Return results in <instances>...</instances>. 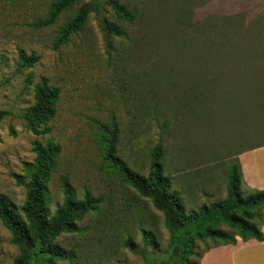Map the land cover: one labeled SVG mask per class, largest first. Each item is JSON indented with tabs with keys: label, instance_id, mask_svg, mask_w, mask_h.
Instances as JSON below:
<instances>
[{
	"label": "rangeland",
	"instance_id": "1",
	"mask_svg": "<svg viewBox=\"0 0 264 264\" xmlns=\"http://www.w3.org/2000/svg\"><path fill=\"white\" fill-rule=\"evenodd\" d=\"M55 1L0 0V110L10 112L0 123V193L19 211L26 187L15 176L28 180L34 141L57 143L50 216L63 203V178L79 199L103 200L75 233L57 239L69 255L57 264H200L224 243L195 239L189 261L175 257L165 214L105 160L103 129L115 120L118 154L143 176L162 146L165 176L187 215L224 200L239 155L264 146V0H118L130 19L115 16L107 4L113 0H78L54 25L36 28ZM87 3L95 11L83 29L56 47ZM107 23L122 33L108 34ZM21 50L39 61L22 67ZM43 79L61 94L51 132L35 136L23 116ZM263 191L241 186L245 196ZM218 229L237 235L226 224ZM19 255L0 220V264ZM45 258L36 252L30 264Z\"/></svg>",
	"mask_w": 264,
	"mask_h": 264
},
{
	"label": "trees",
	"instance_id": "2",
	"mask_svg": "<svg viewBox=\"0 0 264 264\" xmlns=\"http://www.w3.org/2000/svg\"><path fill=\"white\" fill-rule=\"evenodd\" d=\"M77 1H55L47 17L36 22L34 26L44 28L54 25L59 16ZM107 4L117 18H132L130 10L118 0L109 1ZM93 11L95 9L92 4L82 5L75 17L61 29L55 42L56 47L67 44L73 35L80 32ZM104 30L112 35H120L123 31L116 23H107ZM39 59L37 55L27 56L24 51H20L22 67L31 68ZM60 94L61 90L51 85L48 79H43L36 86L35 103L23 116L26 128L33 135L41 136L51 132L49 124L56 117ZM9 115L10 112L0 110V123ZM103 130L109 136L105 160L118 171L123 183L134 188L142 197L150 199L165 214L175 257L183 262L189 261L195 239L209 238L224 243L221 245L236 244V237L243 241H264V234L257 223L258 218L261 219L260 212L264 209V191L246 196L241 193L242 174L238 163L231 167L228 174L225 199L210 206L204 205L198 211L187 215L180 195L172 191L171 179L165 176L162 146L157 145L154 149L148 175L143 176L136 173L118 154L119 131L115 120ZM61 150L57 143L49 141L43 144L39 140L34 141L35 158L31 163H25L28 180L24 181L22 177L15 176L26 187L25 201L19 211L9 197L0 193V220L10 232L12 242L20 253L15 264H30L36 252L46 256L44 264H57L58 261L68 259L69 255L58 245L57 239L62 234L75 233L78 222L88 213L96 211L103 201L90 195L79 199L70 180L63 178V203L50 216L47 203L48 181ZM220 224L236 230V237L218 229Z\"/></svg>",
	"mask_w": 264,
	"mask_h": 264
},
{
	"label": "crops",
	"instance_id": "3",
	"mask_svg": "<svg viewBox=\"0 0 264 264\" xmlns=\"http://www.w3.org/2000/svg\"><path fill=\"white\" fill-rule=\"evenodd\" d=\"M242 185L247 189H264V146L239 155ZM264 234V209L261 212ZM236 244L221 245L210 249L200 264H264V241L254 239L243 241L236 238Z\"/></svg>",
	"mask_w": 264,
	"mask_h": 264
}]
</instances>
